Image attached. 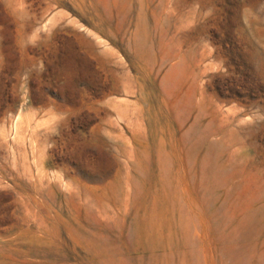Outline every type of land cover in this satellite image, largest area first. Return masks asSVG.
<instances>
[{
	"label": "rangeland",
	"instance_id": "1",
	"mask_svg": "<svg viewBox=\"0 0 264 264\" xmlns=\"http://www.w3.org/2000/svg\"><path fill=\"white\" fill-rule=\"evenodd\" d=\"M0 264H264V0H0Z\"/></svg>",
	"mask_w": 264,
	"mask_h": 264
}]
</instances>
